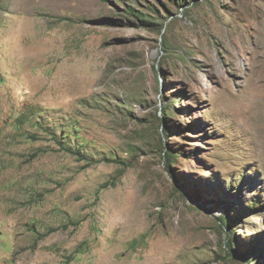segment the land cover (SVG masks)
Wrapping results in <instances>:
<instances>
[{
	"label": "rangeland",
	"instance_id": "rangeland-1",
	"mask_svg": "<svg viewBox=\"0 0 264 264\" xmlns=\"http://www.w3.org/2000/svg\"><path fill=\"white\" fill-rule=\"evenodd\" d=\"M0 264H264V0H0Z\"/></svg>",
	"mask_w": 264,
	"mask_h": 264
},
{
	"label": "trees",
	"instance_id": "trees-1",
	"mask_svg": "<svg viewBox=\"0 0 264 264\" xmlns=\"http://www.w3.org/2000/svg\"><path fill=\"white\" fill-rule=\"evenodd\" d=\"M160 111H161V113H162L163 115H166V110H164V109H160ZM157 120L159 121L160 119L157 117Z\"/></svg>",
	"mask_w": 264,
	"mask_h": 264
}]
</instances>
